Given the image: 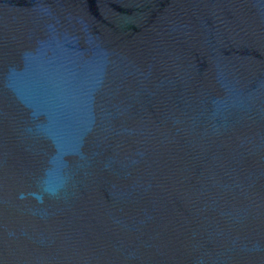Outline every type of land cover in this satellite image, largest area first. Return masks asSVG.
<instances>
[{
	"label": "water",
	"instance_id": "95a60500",
	"mask_svg": "<svg viewBox=\"0 0 264 264\" xmlns=\"http://www.w3.org/2000/svg\"><path fill=\"white\" fill-rule=\"evenodd\" d=\"M0 264H264V0H0Z\"/></svg>",
	"mask_w": 264,
	"mask_h": 264
}]
</instances>
